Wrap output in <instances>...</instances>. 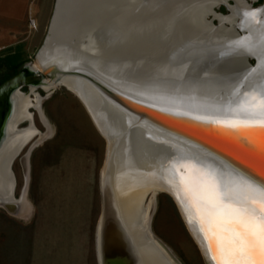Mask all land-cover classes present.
I'll return each mask as SVG.
<instances>
[{"label": "bare ground", "instance_id": "bare-ground-1", "mask_svg": "<svg viewBox=\"0 0 264 264\" xmlns=\"http://www.w3.org/2000/svg\"><path fill=\"white\" fill-rule=\"evenodd\" d=\"M122 1L63 0V3L67 7L66 14L68 17H66V20L70 24L75 22L77 24L80 23L82 27L84 24L89 23H101V25L104 24L106 26V23H110L109 25L116 24L120 20V10L116 9V7L119 8L121 4H124L123 6L125 8L130 4L128 1ZM221 1L227 2L228 0H178L172 9L169 7L166 8L165 6L170 4V2L165 3L162 1L160 5L149 3L151 9H149L147 13L148 18L146 19H148L147 24H149L148 28L151 32H147V35H145L148 36V41L145 43L140 42V45L133 47L134 43L128 39L124 51L116 48L115 50L111 49L109 53L102 52L98 50L100 41L97 38V40H89L90 42L85 46L79 44L80 48L76 47L67 50L70 48L61 45L67 36L62 33L60 28H57L55 40H59L61 44L59 46L52 44V47L45 50L43 54H40L36 62L33 63V68L41 71L44 66L53 63H57L62 68H68L69 60L73 61L76 57L81 63L82 61L88 62L98 69L105 71L117 66L116 63H120V65H127L128 63L130 66L138 64L139 61L153 63L156 61V54L161 50L160 47L165 44L164 41L169 40L172 36L180 37L178 36L180 34L186 37L199 38L200 43L205 42V48H196L197 52L193 53L192 55L194 56L190 57L192 64L184 66V69L186 67L189 69L190 76L192 74L191 77L193 78H191V83L196 85V88L201 89L199 92L195 89L192 92L203 95L208 92L207 94H209V92L212 93L219 88L217 85L225 86L228 92H239L240 88L236 85V82L229 83L228 81L227 83L222 81L218 82L217 80L215 82L216 84L212 83L210 87H206L198 78L206 74H212L210 78L215 77L213 74L231 76L235 71L244 67L246 64V56L242 52H239V54H230L229 56H225V58L223 57V59L220 58V61H216V63L206 68L202 66V60L200 58L202 57L200 53L202 54L203 51L207 50L206 47L210 46L207 45V42L211 40V43L215 45L213 47L210 46V48H213L212 50H215L217 53L223 54L228 51H243L244 49L242 48L237 50L230 47L233 42L237 41L230 40L238 34V27L243 29L244 27H248L250 34L245 38H251L255 46L254 52L261 55V61L264 63V44L261 42L264 26L258 23L252 25L247 24L244 16V13L248 12L245 9L248 5L247 1L237 0L236 11L227 17H222L215 10V6L219 5ZM107 6L110 10L107 9ZM242 7L243 9H241ZM210 15L220 17L219 26L213 27ZM146 19H133L135 29H138L140 33H145L142 32L144 30L142 26ZM175 28L178 29L176 30ZM73 30L75 31L74 28ZM103 30L100 35L107 36L108 31L106 27H103ZM202 37H204V40H202ZM138 38H142V35H139ZM196 40L198 42V39ZM216 41H222V44H216ZM188 50L191 51V49ZM70 51H72V54ZM260 70L253 71L254 73L246 77L244 80L247 83L246 91L254 90L257 83L260 85V81L256 83L257 79H263L264 81V68ZM61 85H65L72 93L82 98L89 112L92 114L98 126L102 128L108 139L106 162L100 175L102 203L103 209L106 212V218L104 221L102 220L99 226V239L102 244L98 250L100 264H102V256L105 250L109 254L120 252L131 253L135 256L134 264H179L173 260L169 252L162 245L161 240L150 229L155 197L160 192L167 190L171 192L173 200L178 206L187 228L202 251L206 263L212 264L205 246L206 242L203 234L199 231V217L203 216L204 213L202 210L199 213L196 212L195 207H192V201L196 199V196L193 193H186L184 186L179 183L181 176L189 177L191 174L185 169L183 172H179L180 174L171 177V168L168 166V162L164 160L165 156L169 155L168 157H170V154L175 151L177 146H174L173 151L168 153L167 148L169 146L163 140L165 137L147 129H143L144 131L137 129L136 131L132 130L124 133L128 125L126 123L128 122L126 117L119 115L105 101L106 99H103L98 91L93 89L92 85H89L84 80L73 76H65L59 79L52 77L46 78L41 84V87L50 92L52 89L60 87ZM30 91V93H26L19 90L14 93V114L10 122L6 142L0 150V206L12 213L18 212V208L20 209L19 212L25 211V205H22L14 196L15 181L12 165L18 157L12 164L11 162L19 148L23 145L25 148L37 134L38 130L34 126L33 115L30 112L31 106H35L39 110L46 123L42 111V97L36 92L34 87ZM32 93H35L34 99L31 98ZM238 94L235 93L236 97L234 100L240 98V94ZM228 106L234 107L232 104ZM27 119L31 122L30 126L28 128H19L21 125L20 122H26L24 120ZM229 129H232L236 134L241 132L246 133L245 130ZM40 141L38 138L31 147H35ZM28 157L29 153L27 152L21 158L25 164H28ZM204 169L210 170L205 167ZM168 180H172L177 185L175 191L168 183ZM223 181L227 183L225 180ZM149 196H151V200L146 204V198ZM182 199L189 203V211L185 210V205L181 203ZM22 200H24V197ZM190 213L194 217L192 223L189 222Z\"/></svg>", "mask_w": 264, "mask_h": 264}, {"label": "water", "instance_id": "water-1", "mask_svg": "<svg viewBox=\"0 0 264 264\" xmlns=\"http://www.w3.org/2000/svg\"><path fill=\"white\" fill-rule=\"evenodd\" d=\"M124 1H128L130 4L125 8L123 6L124 4H121L119 8L116 7V9L120 10V20L118 23L112 25L106 23L107 26L104 24L101 25V23H89L84 24L82 27L80 23L77 24V22L70 24V22L66 20V17H68L66 14V4L63 3V0H55L54 11L48 30L42 45L36 53V60L40 54H43L45 50L52 47V44H54V46H59L61 44L59 40H55L57 28H60L62 33L67 36L63 44H61L64 45V47L70 48L67 50L76 47L80 48L79 44L85 46L92 39L96 38L100 41L98 50L102 52L109 53L111 49L115 50L116 48L121 49L120 51H124L128 39L134 43L133 47H135V45L138 46L140 42L145 43L148 41V36L145 35H147V32H151L148 28L149 24H147L148 19H146L148 18L147 13L149 9H151L149 3L160 5L162 1L165 3L170 2V4L165 6L166 8L169 7L172 9L178 0ZM247 3L248 5L245 7L247 11L257 10L264 13V3L258 6H254L248 1ZM221 5L226 8V14L217 12L216 8ZM236 5L237 0H228L227 2L221 1L219 5L215 6V10L222 17H227L236 11ZM107 9L110 10L109 7ZM241 9H243V7ZM141 18L146 19L142 26L144 27L142 32L145 33H140L138 29H135L133 23V19L139 20ZM210 18L213 22V27L220 25V17H213V15H210ZM215 21H217V23H215ZM103 27H106L108 31L107 36L100 35L104 31ZM79 28H81L80 31H78ZM238 29V34L231 38L230 41L244 39L250 34L248 27H244V29L238 27ZM139 35H142V38H138ZM178 36L180 37L172 36L169 40L164 41L165 44L160 47L161 50L156 54V61L153 63L149 61H139L138 64L134 66H130L128 63L127 65L116 63L117 66L111 67L106 71L98 69L88 62L82 61L81 63L76 56V59L73 61L69 60L68 68H62L57 63H53L44 66L40 71L34 69L32 63L26 64L24 70L0 85V150L6 142L5 140L8 136L10 122L14 114V93L19 90L21 91V88L24 86L29 87V93L32 87L36 90L38 88L43 89L41 84L46 78L57 77V79H59L65 76H73L92 85L93 89L97 90L103 99L105 98V101H107L119 115L126 117L128 121L126 123H128V125L124 133L132 130L136 131L137 129H147L165 137L166 140L162 139L165 141L166 145L169 146L167 148L168 153L173 151L174 146H177L175 151L170 154V157H168V155L164 158L165 162H168V166L171 168V177H173L172 169L179 164L198 163V165L203 166V168L210 169L227 183L243 177L256 185H264V129L252 128L245 130L246 133L241 132L236 134L232 129L227 128L223 124L216 123V121L237 118L233 110L240 104H238V102L242 101L241 93L247 90V83H245L244 80L249 74L254 73L253 71H261L260 69L264 68L261 55L257 52L250 53L246 50H239L237 52L228 51L220 54L212 50L213 48H210V46L213 47L215 45L211 43L212 40L208 41L207 45L210 46H207V50L203 51L202 54L200 53V56H202L200 57L202 66L204 68L211 66L216 63V61H220V58L223 59V57L225 58V56H229L230 54H239V52H242V54L246 56V64L243 68L231 74V76L213 74L215 77L210 78L212 74H206L205 76L198 77L206 87H210L212 83L216 84L215 82L217 80L218 82L222 81L227 83L228 81L229 83L236 82V85L240 88L239 92H228L225 86L217 85L219 88L212 93L209 92V94H207V92L204 95L200 93L197 94L192 91L195 89L199 92L201 89L196 88V85L191 83V78H193L191 77L192 74L190 76L189 69L187 67L184 69V66L192 64V62H190V57L194 56L192 54L197 52L196 48H205V42L200 43L201 41L199 38L186 37L180 34H178ZM196 39H198V42ZM202 40H204V37H202ZM216 42V44H218L222 41ZM170 45H172V47H170ZM173 45L176 46V48H174ZM86 47L88 48V46ZM188 49H191V51ZM70 52L72 54V51ZM258 81H260V85L264 84L263 79H257L256 83ZM260 85L257 83L255 89H258ZM61 87L71 91L65 85H61ZM235 93L240 94V98L237 100H234L236 97ZM76 96L88 110L82 98L78 95ZM230 104L234 107L228 106ZM89 114L100 133L106 138L108 145V139L104 131L98 126L92 114L90 112ZM22 123L24 122H20V124ZM23 148L24 145L19 148L18 152L12 158L11 164L20 156ZM32 149L33 147H30L28 153ZM184 170L185 169L181 167L179 172H183ZM164 192L172 197L170 191L167 190ZM105 218L106 212L105 209H102V216L98 223L96 236L97 251L100 245H102L99 239V226ZM161 243L173 260L179 263V260L169 247L163 241H161ZM134 262L135 256L131 253L120 252L109 254V252L105 250L101 263L134 264Z\"/></svg>", "mask_w": 264, "mask_h": 264}, {"label": "rangeland", "instance_id": "rangeland-1", "mask_svg": "<svg viewBox=\"0 0 264 264\" xmlns=\"http://www.w3.org/2000/svg\"><path fill=\"white\" fill-rule=\"evenodd\" d=\"M246 1L254 6L264 3ZM31 2L24 40L0 42V81L15 68L36 62L55 0ZM216 10L227 13L222 5ZM31 19L36 21L33 26ZM36 92L42 97L46 123L31 106L38 131L12 165L14 196L25 211L18 208L12 213L0 206V264H100L96 236L103 209L100 175L107 140L74 93L61 86ZM24 121L19 128L30 126L29 119ZM38 138L41 141L29 152L28 164H23L22 156ZM150 200L147 197L146 204ZM154 204L151 232L179 264H207L173 198L160 192Z\"/></svg>", "mask_w": 264, "mask_h": 264}, {"label": "snow or ice", "instance_id": "snow-or-ice-1", "mask_svg": "<svg viewBox=\"0 0 264 264\" xmlns=\"http://www.w3.org/2000/svg\"><path fill=\"white\" fill-rule=\"evenodd\" d=\"M244 16L248 25L264 26V13L252 10ZM261 42L264 44V30ZM230 47L255 51L250 37L237 40ZM241 95V103L233 110L237 118L216 123L237 130L264 129V84ZM181 167L191 175L181 176L179 183L186 193L196 196L192 201L196 212L204 213L199 217V231L212 264H264V185H256L243 177L224 183L198 163L179 164L172 169L174 176ZM168 183L174 191L177 189L172 180ZM181 203L189 211V203L184 199ZM193 219L190 213L189 222Z\"/></svg>", "mask_w": 264, "mask_h": 264}, {"label": "crops", "instance_id": "crops-1", "mask_svg": "<svg viewBox=\"0 0 264 264\" xmlns=\"http://www.w3.org/2000/svg\"><path fill=\"white\" fill-rule=\"evenodd\" d=\"M31 0H0V42L24 40Z\"/></svg>", "mask_w": 264, "mask_h": 264}, {"label": "flooded vegetation", "instance_id": "flooded-vegetation-1", "mask_svg": "<svg viewBox=\"0 0 264 264\" xmlns=\"http://www.w3.org/2000/svg\"><path fill=\"white\" fill-rule=\"evenodd\" d=\"M25 66H26V65H21L20 67L15 68L10 74H5L4 77H2V79H1V81H0V85L3 84V83H4L5 81H7L8 79H10L11 77H13L14 75H16L17 73H19V72H21L22 70H24ZM23 89H26V90H27L26 93L29 91V87H28V86H24V87H22V88H21V91H22V92H24ZM21 161H22V159H21ZM22 163H23V161H22ZM23 164H24V163H23ZM14 175H15V173H14ZM15 179H16V178H15ZM154 208H155V204H154ZM153 211H154V209H153Z\"/></svg>", "mask_w": 264, "mask_h": 264}, {"label": "built area", "instance_id": "built-area-1", "mask_svg": "<svg viewBox=\"0 0 264 264\" xmlns=\"http://www.w3.org/2000/svg\"><path fill=\"white\" fill-rule=\"evenodd\" d=\"M30 22H31V25H32V26L36 24L35 19H31Z\"/></svg>", "mask_w": 264, "mask_h": 264}]
</instances>
